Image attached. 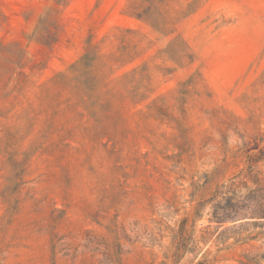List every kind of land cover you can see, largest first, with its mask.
<instances>
[{"label":"rangeland","instance_id":"obj_1","mask_svg":"<svg viewBox=\"0 0 264 264\" xmlns=\"http://www.w3.org/2000/svg\"><path fill=\"white\" fill-rule=\"evenodd\" d=\"M130 1L0 0V264H264V218L212 216L249 164L264 185V0L168 36Z\"/></svg>","mask_w":264,"mask_h":264},{"label":"trees","instance_id":"obj_2","mask_svg":"<svg viewBox=\"0 0 264 264\" xmlns=\"http://www.w3.org/2000/svg\"><path fill=\"white\" fill-rule=\"evenodd\" d=\"M56 3H65V0H54ZM173 0H131L128 5L127 13L128 15L142 21L153 31L163 35L168 36L175 32L173 25L176 24V20L183 18L193 12H195L200 4L201 0H187L184 5L179 7L170 6V2ZM131 31V30H127ZM172 52L177 53L180 58H185L191 56L188 54V46L186 43L179 37H174L168 46ZM87 58V54L82 56V60ZM96 56H93L91 60H95ZM91 65V64H90ZM143 92L134 94L133 97H137L140 100L144 98ZM261 172L255 170L254 164H249L245 171H240L239 173L232 176L230 183L225 185V191L222 192L221 188H217L213 195L214 199L217 196H221L224 200V205L220 206L221 202H218L214 205L215 210L212 214L213 218L221 225L227 220H235L234 218L239 215H244L242 211L244 209H250L251 213L257 215L258 218H264V185L261 183L263 180L260 176ZM250 181L254 187L249 189V191L239 199H235L230 196L235 194L236 188L241 184H246ZM223 187V186H222ZM253 225H257V222H252ZM243 224H239L237 227H243ZM235 228V224L231 227L225 229V231L232 230ZM263 232H258L255 235L248 234L242 238L247 240H256L257 237ZM233 235H237L236 240H241V232L234 231ZM229 236L221 237L222 241H225ZM184 248L183 238L180 239V243L176 250V258L180 256V252ZM255 257H248L247 263L252 264L256 263Z\"/></svg>","mask_w":264,"mask_h":264}]
</instances>
